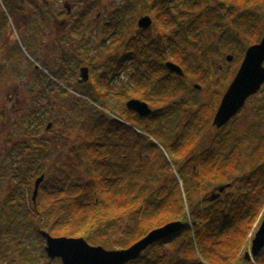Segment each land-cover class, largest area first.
I'll list each match as a JSON object with an SVG mask.
<instances>
[{
    "label": "trees",
    "instance_id": "trees-1",
    "mask_svg": "<svg viewBox=\"0 0 264 264\" xmlns=\"http://www.w3.org/2000/svg\"><path fill=\"white\" fill-rule=\"evenodd\" d=\"M127 1L125 6L112 4L104 21L110 41L100 49L109 57L98 68L90 53L92 41L81 35L94 1L85 11L89 15L73 23L74 47L63 52V46L61 60L51 61V53L43 57L37 52L43 34L39 22L51 18L40 3H49L5 0L0 42L9 39L13 19L22 14L35 17L37 31L35 39L29 34L32 25L24 31L25 42L33 43L36 53L30 57L24 55L21 39L8 51L7 43L0 48V62L17 63L0 64V99L6 97L0 140L7 145L0 151V264H62L47 255L40 229L57 237L83 236L112 250L129 248L152 230L177 221L183 223L178 232L128 264H264V250L253 261L245 256L264 212L262 126L256 122L241 131L235 122L205 145L203 137L222 97L217 91L214 99L188 114L176 136L171 124L180 106L174 101L182 99L186 88H175L166 65L176 61L203 81L225 54L236 52L235 62L242 61L245 50L264 36V0ZM141 14L153 17L151 28L137 30ZM128 27L135 34L127 43ZM51 44L53 49L58 42L55 47L51 41L44 51ZM119 49L125 51L122 56ZM75 51L84 57L79 59ZM85 66L90 81L81 83ZM11 69L14 74H7ZM24 72L30 73V87L19 106L7 84L18 88ZM230 72L234 77L235 69ZM62 78L72 81L68 85ZM135 98L148 101L155 111L146 117L130 111L126 103ZM212 104V116L204 124L201 108ZM199 127L201 133L193 134ZM159 137L168 142L167 155ZM158 151L163 152L159 161L153 156ZM42 175L34 203L35 182ZM167 177L171 181L160 186V178ZM221 185L231 186L219 199L208 200ZM179 241L180 250L170 257L168 251Z\"/></svg>",
    "mask_w": 264,
    "mask_h": 264
},
{
    "label": "water",
    "instance_id": "water-1",
    "mask_svg": "<svg viewBox=\"0 0 264 264\" xmlns=\"http://www.w3.org/2000/svg\"><path fill=\"white\" fill-rule=\"evenodd\" d=\"M152 24V16H142L139 20V26L142 28H151ZM246 51L243 63L232 81L233 83L227 89L216 113L214 124L218 127L227 125L233 117L238 115V112L246 105L247 99L256 95L259 92L258 90L264 85V37L261 42L250 46ZM232 59L233 56L229 55L228 60L231 61ZM167 65L171 71L185 76L180 65L173 62H168ZM81 70V82L90 81L89 68L82 67ZM127 107L131 111H137L142 117H146L153 112L146 101L143 102L137 98L128 101ZM44 179L45 175H42L35 182L34 203L37 202L41 183ZM230 186L221 185L217 191L212 193L211 197H208V200L212 202L219 199L222 193ZM182 227V222H172L162 226V228L152 230V232L129 248L112 250L105 248L103 245L89 244L83 236L57 237L43 229H40L39 233L45 239L46 253L49 258H60L63 264H128L133 259L139 258L143 254V250L153 245V243L173 235V233L178 232ZM262 250H264V219L255 233L251 250L247 251L245 256L247 260L252 261L259 256Z\"/></svg>",
    "mask_w": 264,
    "mask_h": 264
},
{
    "label": "rangeland",
    "instance_id": "rangeland-1",
    "mask_svg": "<svg viewBox=\"0 0 264 264\" xmlns=\"http://www.w3.org/2000/svg\"><path fill=\"white\" fill-rule=\"evenodd\" d=\"M66 1L67 0H48V3H49L48 5H46L44 3H41V6H40V9L42 11H44L46 13H50L52 16H51L49 21H47L48 18L46 16H44L42 18V20H46V21L39 22V24L42 25L43 27H45L46 31H48V32L51 31V41L53 43H54L53 39H55V41L58 42L57 47H56V45H53L56 48L52 49V44H51L50 49L47 50V51H44V49L48 48V46L50 45L51 41H50V39H47V36L44 37L43 34L39 36V39H38V42H40L39 46L41 45L42 47L40 48V51H39V48L37 47V52L41 53L43 55V57H45L48 53H51L49 56H47L48 57L47 60H51V59H53L55 57L57 58V60H61V55H60L61 48L63 46H65L66 49H70L69 47H74V46H72L74 44L73 43L74 41L72 40V36L69 38V35H68L67 39H66V36H65L66 32L64 30L63 31L60 30L59 25L56 26L55 25L56 21L54 20V14H56L58 16V12L65 11L64 10V4H65ZM92 1L95 2V7L92 9L90 20L87 23L89 25H88V27L86 29H87L88 33H91L93 36H96L98 34V32H99L96 29H100V27L102 28L104 26V24H99L98 20H100V18L102 17V18H104L103 21H106L108 19L107 16H109V14H110V10L113 9L112 4H114V7L120 6L121 5V0H80V1L79 0H75V2H73V3H74V6H75V9L77 11H79L80 7L84 8L87 5L89 6V4L92 3ZM97 1L99 2L98 4H97ZM125 1L128 2L127 0H125ZM0 3H1L0 4V15H1V11L7 12L8 6L5 3V0H2V1L0 0ZM54 7H56V10H55ZM50 10H54L55 12L52 13V11H50ZM68 16L65 17L67 20H68ZM58 17L60 18L61 16L59 15ZM71 17H74V19L78 18V16L75 13H73L71 15ZM33 18H35V17H33ZM33 18L25 17V16L23 17L22 15H20L17 20L13 19V21L11 23V31L9 33H10V36L11 35L14 36V39L13 40H10V38L9 39L6 38V40L2 39V41L0 42V48H3L4 44L7 43V46L4 48V50L8 51L9 48L15 46L16 43L19 44L20 39H21L22 40V45L24 44L23 47L24 46L26 47V48L24 47L22 49L24 55H26L27 57H30L31 53L32 54H36L34 52V50H33V43L25 42L26 33L24 32L26 29H28L29 25H34L33 22H32L34 20ZM231 21L234 22L232 19H231ZM116 24H117V26L120 27L121 24H124V22L116 23ZM36 29H37L36 27H32L30 29V31H29L30 32L29 33L30 37L32 39L36 38V31H37ZM42 32H44V31L41 30V33ZM3 33H4L5 36L9 35L8 29H5V31H3ZM90 39H92V42H95V44H93V45H98V42H101L102 38L101 37H96V39L95 38H90ZM88 47L89 46H83V48H85V49H89ZM97 48H99V47L91 49L90 53L93 56V59H96V60L99 61L98 68H100L101 64L104 65V63H102V62H105L108 59L109 55H105L104 54L105 51L103 49L102 50H98ZM26 49H28L29 52ZM119 52H118L119 55L122 56L125 51H124V49H122V50L119 49ZM75 53H76L75 55H77V57L79 59H82V57H84V54L82 53V51L81 52H76L75 51ZM235 53H233V56L235 55ZM227 54H232V53H227ZM225 57H226V54H225L224 57L220 58L217 61L216 69H215V71H216V80H217V83H218L217 91H221V92H223V91L225 92L226 89L224 87L229 86L227 82H230L231 79L234 78L235 75H236L235 74L234 77L231 78L232 72H230V71L235 69V72H236L237 69H238L237 67L242 63V61L235 62L236 61V57H234L231 61H229L228 58H227V59H225V67H224V69H222V71H220L221 68H222V67L220 68V66L223 64L222 60H224ZM39 59H37V60H39ZM51 61H53V60H51ZM168 62H173V63L178 64L176 61H172V60L166 61V63H168ZM4 63L5 64L17 65V63H14L13 61L9 62L8 59H5V60L3 59L0 62V64H4ZM102 68H103V66H102ZM102 68H101L100 72L103 71ZM12 71H13L12 69L9 70L7 72V74L8 73L14 74ZM23 74L24 75L26 74V75L24 76ZM23 74H22L23 77L20 78L21 80L18 81V84H19L18 88H15L14 84H12L11 82H10L11 84L10 83L7 84V92H9L11 94L12 93L15 94V96H17L18 98L20 97V100L18 98L16 99V101H18L17 104H19V106H20V104L22 106L23 101H25V97L28 94L27 90L30 87V83L28 81V79L30 77V73L29 72H24ZM79 78H81V71H80ZM62 81L66 82V84H68L67 82H71L72 80L71 81L70 80L67 81L66 79L62 78ZM223 82L225 83V86L221 87L220 84L223 83ZM206 83H208V81ZM196 95L202 101H203V99H206V97L209 96L207 91H202L201 94L196 93ZM261 98H263V101H264V88H263L262 92H259L255 96V98L249 99L248 106L246 108H244V110L241 112L242 114H241V116L239 118V121H240L239 128H240L241 131H245L249 127V125L252 124V123L261 122L262 125L264 124L262 118L259 117L258 112H257L258 108H260L261 106L264 105V102L263 103L260 102ZM5 101H6V97H2L0 99V105H1L0 106V111H2L3 106H5V105H3L5 103ZM176 101L177 102H182V99L181 100H176ZM176 101H174V103ZM12 102H13V100H12ZM12 104L10 103L11 106H12ZM178 105L180 106V110H179V113H177V115L175 116V118H176V121H174L175 125L171 124V121H168L171 124V127L173 129H175V130H173L174 132L179 130L178 133L176 134V136L182 132V130L184 128L183 125L186 122L187 117L189 116L188 115V113H189L188 109H185L180 104H178ZM215 105L216 104H212V105H208L207 108H201L200 115H202L204 118H206L204 124H206L208 119L210 120V118L212 116L211 111L214 110ZM13 106H15L17 108L16 104H13ZM190 106H194V105L190 104ZM194 108H195V106H194ZM234 123L235 122H233V124ZM208 124L209 123H207V125ZM216 127L218 128V126H216ZM216 127L214 125H212V124L209 126L208 134L205 137V145H208L210 143V135L209 134H211V135H215L216 134V130H215ZM140 131L145 133L143 130H140ZM192 133L195 134V135H198L199 133H201V128L199 127L197 132L193 131ZM145 134H147V133H145ZM176 136L174 135L175 139H176ZM159 138H160V142L165 144V149L164 148L163 149H164V154L167 155V149H168L167 143L168 142H166L161 137H159ZM171 140H172V138H170V141ZM160 146H161V144H160ZM6 147H7V145H5V143H3L2 140H0V151L5 149ZM144 147H147V146L144 145ZM249 148H250V146L245 150V152L250 153ZM161 154L163 155V152L158 151L153 156L159 161V158H160ZM173 174H175V171L173 172ZM167 181L170 182L171 178L170 177L160 178L159 185L160 184H164ZM263 219H264V212L262 213L260 218L255 222V225H254V228H253L254 230L252 232L253 235L255 234L256 230L261 226V222L263 221ZM252 237L253 236H251V239H250L249 243L247 244L248 247H247L246 251L250 250L251 247H252V245H251L252 244V239H253ZM180 242L181 241H179V244L174 248V250H169L168 251L170 257H174V255L178 253V251L180 250L179 249L180 248ZM35 243H36L35 245H39L40 240L39 239H35Z\"/></svg>",
    "mask_w": 264,
    "mask_h": 264
},
{
    "label": "flooded vegetation",
    "instance_id": "flooded-vegetation-1",
    "mask_svg": "<svg viewBox=\"0 0 264 264\" xmlns=\"http://www.w3.org/2000/svg\"><path fill=\"white\" fill-rule=\"evenodd\" d=\"M43 2H45V3H48V0H42ZM80 1V0H79ZM73 2H75V0H67L66 2H65V4H64V10L65 11H61V12H58V16L60 15L61 17L59 18L56 14H54V20L56 21V23H55V25L57 26V25H59V28H60V30H64L65 32H66V34H65V36H66V39H67V36L69 35V38L72 36V39L73 38H75V36L73 35V23H75L76 21H80L81 19H83V18H85V17H87L89 14H85V11L86 10H88V5L87 6H85L84 8H82V7H80L79 9V11H77L76 9H75V6H74V3ZM126 1L125 0H121V5H123V6H125L126 4H127V2L125 3ZM99 2L97 1V4H98ZM41 4V3H40ZM94 4H95V2H94ZM55 8V10H56V7H54ZM35 11H38V10H35ZM42 11V10H41ZM50 11H52V13H54L55 11L54 10H50ZM110 12H111V10H110ZM73 13H75L77 16H78V18L77 19H74L73 21H72V19L70 18L71 17V15L73 14ZM68 16V20L65 18V17H67ZM22 16L24 17L25 16V14H22ZM52 16V15H51ZM90 16H91V14H90ZM142 16H146V15H143V14H141V15H139V17H138V19H137V23H136V26H137V30H141V29H146V28H142V27H140L139 26V20L141 19V17ZM149 16V15H148ZM47 17V16H46ZM32 18V17H31ZM103 19L104 18H100V20H98V23L99 24H104V21H103ZM33 20V19H32ZM90 20V17L88 18V21ZM88 21L86 22V24L88 23ZM89 25V24H88ZM88 25L87 26H84V27H82V38L84 37L85 39L87 38L90 42L92 41V39H90V38H95L96 39V37H101L102 39H101V42H98V45H93V44H95V42H92V46H91V48L93 49V48H96V47H99V48H97L98 50H101L100 48H101V46H103V44H107L110 40H109V36H110V34L108 35L107 33H105V28H101L100 27V29H96V30H98L99 32H98V34L96 35V36H93L91 33H88V31H87V27H88ZM32 27H37L35 24L34 25H32L31 26V28ZM43 30H44V32H43V36L44 37H46L47 36V39H50L51 40V31H46V29H45V27H41ZM130 30H131V28L130 27H128L127 28V32H126V34H125V37H126V40H127V43L130 41L129 39H131V35H133V34H135V31H131V33H130ZM130 34V35H129ZM10 40H13L14 39V36L13 35H11L10 37ZM53 41H54V45H56V41H55V39H53ZM64 41V40H63ZM104 41H106V42H104ZM74 43V42H73ZM72 43V44H73ZM75 45V43L72 45V46H74ZM70 49L71 48H73V47H69ZM62 51L63 52H65V51H67L66 50V48L64 47L63 49H62ZM222 67V68H221ZM224 67H225V63L224 64H222L221 66H220V68H221V70L220 71H222V69H224ZM212 74L211 75H209V77L207 78H205L203 81H200L199 80V76H192L191 74H188V72H186L185 73V76H181V75H178V74H176V73H174L172 76H171V80H172V83H173V85H175V88L177 89V88H179L180 86L181 87H184V88H186V91H183V93H182V95H183V97H182V102H175L177 105L178 104H180V105H182L185 109H188V112L189 113H193V112H195V111H197V109L203 104V103H206L207 101H210V100H212V99H214L215 97H216V92H217V86H218V83H217V80H216V73H215V71L214 72H211ZM179 77L180 78V80L179 81H177L176 79H174V77ZM208 81V83H206ZM215 81V82H214ZM206 83V84H205ZM232 82L230 81L229 82V86H230V84H231ZM229 86H226V87H224L226 90H225V92L223 91V92H221V91H219L220 93H222V97H221V101H222V99H223V97L225 96V94H226V92H227V89L229 88ZM263 88H264V86L259 90V92H262V90H263ZM202 91H207L208 92V94H209V96L208 97H206V99H203V101L196 95V93H198V94H201V92ZM258 92V93H259ZM257 93V94H258ZM256 94V95H257ZM256 95H253V96H251L249 99H252V98H255V96ZM139 99V98H138ZM249 99H248V101H249ZM141 100V99H140ZM143 101V100H142ZM146 101V100H145ZM145 101H143V102H145ZM221 101H220V103H219V105H218V107H217V110H216V112H215V115H214V117H213V120H212V122H211V124L212 125H214L215 127H216V125L214 124V120H215V117H216V113H217V111H218V108L220 107V105H221ZM248 101H247V104H246V106L244 107V108H246L247 106H248ZM147 103H149L148 101H146ZM260 102H264L263 101V98H261L260 99ZM190 104H192V105H194L195 106V108H194V106H190ZM149 106L152 108V110H153V112L155 111V108L154 107H152L151 106V104L149 103ZM244 108L242 109V110H240L239 112H238V115L237 116H235L233 119H231L229 122H228V125H226L225 127H228L229 125L231 126V124L233 123V122H236V123H240V121H239V118H240V116H241V112L244 110ZM178 110H180V107H178ZM133 112H135V113H137V114H139L137 111H133ZM152 112V113H153ZM257 112H258V115H259V117L260 118H262V120H263V122H264V105L263 106H261L260 108H258V110H257ZM151 113V114H152ZM188 113V114H189ZM140 115V114H139ZM259 118V119H260ZM260 127L262 126V128H261V130H263L264 131V124L262 125V123L260 122ZM184 126V125H183ZM185 127V126H184ZM225 127H223V128H225ZM184 129V128H183ZM220 129H222V128H215V130H216V133H218L219 132V130ZM179 131V130H178ZM183 131V130H182ZM141 132V131H140ZM178 133V132H177ZM207 134L208 133H206L205 135L207 136ZM210 135V142H211V140H212V138L215 136V135H211V134H209ZM205 136V137H206ZM205 137H203V140H202V142L203 143H205Z\"/></svg>",
    "mask_w": 264,
    "mask_h": 264
}]
</instances>
